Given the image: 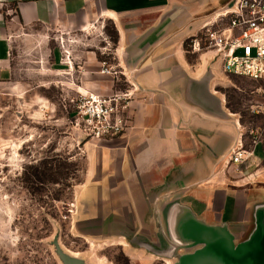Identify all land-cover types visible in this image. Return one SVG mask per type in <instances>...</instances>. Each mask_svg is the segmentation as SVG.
Masks as SVG:
<instances>
[{"label":"crops","instance_id":"obj_1","mask_svg":"<svg viewBox=\"0 0 264 264\" xmlns=\"http://www.w3.org/2000/svg\"><path fill=\"white\" fill-rule=\"evenodd\" d=\"M232 1L0 0V82L11 77L16 27L107 20L115 31L107 59L127 80L100 74L105 58L93 54L80 66L78 91L107 95L127 81L137 89L129 129L110 145L84 144L86 179L67 225L81 247L67 246L70 253L115 264L92 251L117 247L128 264H167L173 226L186 223L187 211L205 225H226L237 242L253 230L254 208L264 198V181L249 185L244 173L254 150L243 165L227 159L248 134L222 92L234 77L223 72L215 51L189 47L212 13Z\"/></svg>","mask_w":264,"mask_h":264},{"label":"rangeland","instance_id":"obj_2","mask_svg":"<svg viewBox=\"0 0 264 264\" xmlns=\"http://www.w3.org/2000/svg\"><path fill=\"white\" fill-rule=\"evenodd\" d=\"M12 38L11 77L0 82V264H60L55 234L64 249L81 247L67 233L75 191L86 179L85 143L71 126L80 66L93 54L108 61L115 31L107 20H68L16 27ZM232 83L222 92L243 115L254 150L244 173L264 180V81ZM92 253L128 264L117 247Z\"/></svg>","mask_w":264,"mask_h":264},{"label":"built area","instance_id":"obj_3","mask_svg":"<svg viewBox=\"0 0 264 264\" xmlns=\"http://www.w3.org/2000/svg\"><path fill=\"white\" fill-rule=\"evenodd\" d=\"M189 47L192 52L210 49L221 53L226 75L264 81V0H235L230 9L204 24L200 35L189 39ZM99 73L113 79L123 77L121 69L107 60L101 62ZM134 91L129 84L107 95L78 91L72 101V128L88 141H115L130 127L127 111ZM252 152L251 139L250 143L241 139L229 164L243 165Z\"/></svg>","mask_w":264,"mask_h":264},{"label":"water","instance_id":"obj_4","mask_svg":"<svg viewBox=\"0 0 264 264\" xmlns=\"http://www.w3.org/2000/svg\"><path fill=\"white\" fill-rule=\"evenodd\" d=\"M234 2L235 0L229 6L221 7L212 13V16L215 18L217 14L230 9ZM215 57L222 59L219 52H215ZM137 71L138 69H133L129 76L135 75ZM123 77L127 80L125 74ZM127 83L137 91L133 84L128 81ZM81 141L88 142L84 135H81ZM240 141L228 151V160L232 152L239 147ZM92 142L109 145L114 143ZM254 175L253 178L247 177L249 185L259 181L263 183L264 180H261L260 175ZM254 209V228L246 239L238 242L226 225H205L187 211L186 223L184 225L176 223L173 226L175 241L171 242L172 258H168L167 264H264V198H261ZM51 245L60 264H92L64 249L59 243L57 234L53 236Z\"/></svg>","mask_w":264,"mask_h":264},{"label":"flooded vegetation","instance_id":"obj_5","mask_svg":"<svg viewBox=\"0 0 264 264\" xmlns=\"http://www.w3.org/2000/svg\"><path fill=\"white\" fill-rule=\"evenodd\" d=\"M236 113H238L241 117H243V115L241 113H239V112H236ZM243 120H244V118H243ZM243 125H244V122H243ZM245 132H246V127H245ZM244 135H245V133H243V138H244ZM243 138H242V140H243Z\"/></svg>","mask_w":264,"mask_h":264}]
</instances>
